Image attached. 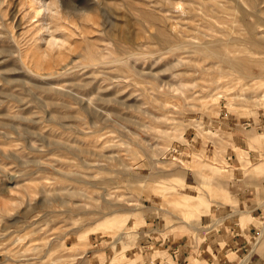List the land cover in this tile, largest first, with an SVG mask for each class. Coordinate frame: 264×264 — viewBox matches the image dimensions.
I'll list each match as a JSON object with an SVG mask.
<instances>
[{
  "label": "rangeland",
  "instance_id": "1",
  "mask_svg": "<svg viewBox=\"0 0 264 264\" xmlns=\"http://www.w3.org/2000/svg\"><path fill=\"white\" fill-rule=\"evenodd\" d=\"M171 1L59 0L63 20L86 31L82 40L76 31L70 38L57 72L23 66L11 34L33 30L36 17L18 27L27 3L0 0V264H103L119 241L132 264H183L175 256L183 242L193 264H236L244 256V264H264V237L251 247L259 219L236 250L226 225L242 204L251 206L237 197L238 179L255 178L253 202L264 203V168L246 164L260 157L264 166V143L245 138L264 132V44L244 24L264 41V0ZM240 9L248 12L244 23ZM228 38L248 52V72L261 76H239V63L231 72L201 49V41L214 46ZM240 98L247 106L238 107ZM147 183L165 187L163 198ZM184 191L193 198L176 205Z\"/></svg>",
  "mask_w": 264,
  "mask_h": 264
},
{
  "label": "bare ground",
  "instance_id": "2",
  "mask_svg": "<svg viewBox=\"0 0 264 264\" xmlns=\"http://www.w3.org/2000/svg\"><path fill=\"white\" fill-rule=\"evenodd\" d=\"M170 2H169V5L171 4V0H169ZM211 1V0H210ZM238 1V0H237ZM250 1V0H249ZM23 3V1H20V3ZM24 2H26L27 3V7H28V11H26V12H22V15L18 18V20H16L17 21V26L18 27H20L22 24H24L25 22H26V20L28 19V17L29 18H31L32 17V19H33V17H36L35 18V23H34V25H32L34 28H33V30H30V28L29 29H27V30H30V31H21V32H18L19 33V37H17V35H15L16 36V38L14 37V33H16V32H14V31H12L10 28V31H12V33L13 34H11V39L13 38V40L14 39H16V47H17V50H18V58H19V60H20V62L23 64V66H25L26 64H28V63H32V66H35V67H38L37 69H39V67H42V65H45L44 67H48V68H55L59 63H60V61L62 62V60H63V57H64V55H66V53L67 52H69V51H71V49H72V43H71V41H70V38L72 37V38H76L77 36H78V34H81V40H82V36H83V33L86 31H84L82 28H80V27H77V26H75V24L72 22V20H67V22H65L66 21V19H65V21L63 20V9L60 7V3H59V0H24ZM189 2V1H188ZM197 2V1H196ZM201 2V1H200ZM207 2V1H206ZM214 2V1H213ZM248 2V1H247ZM251 2V1H250ZM25 3V4H26ZM198 3V2H197ZM212 3V2H211ZM240 3V2H239ZM180 4V3H179ZM185 4V3H184ZM220 4V3H219ZM252 4V3H251ZM160 5V4H159ZM174 5V4H173ZM176 5H178V4H176ZM209 5V4H208ZM207 5V6H208ZM215 5V4H214ZM221 5V4H220ZM63 6V5H62ZM147 6V5H146ZM206 6V5H205ZM222 6V5H221ZM224 6V5H223ZM228 6V5H227ZM252 6V5H251ZM186 7H188V6H186ZM208 7H212V6H208ZM215 7V6H214ZM218 7H220V6H218ZM228 7H231V6H228ZM67 8V7H66ZM209 8V9H210ZM253 8V7H252ZM199 9H201V7H199ZM226 9V8H225ZM229 9V8H228ZM228 9H226V10H228ZM251 9V8H250ZM24 10V9H23ZM230 10V9H229ZM25 11V10H24ZM69 11V10H68ZM214 11V10H213ZM222 11V10H221ZM183 12V11H182ZM197 12V11H196ZM215 12V11H214ZM227 12V11H226ZM209 13V12H208ZM223 13V12H222ZM230 13H231V11H230ZM247 13L248 12H246L244 9H240V19L243 21V23H244V18L246 17V15H247ZM254 13V12H253ZM263 13V12H262ZM86 14H87V12H86ZM85 14V15H86ZM185 14V13H184ZM197 14V13H196ZM195 14V15H196ZM210 14V13H209ZM215 14V13H214ZM232 14H233V12H232ZM82 15H83V13H82ZM84 15V16H85ZM198 15V14H197ZM211 15V14H210ZM215 15H218V13L217 14H215ZM65 16H67L66 14H65ZM64 16V17H65ZM200 16V15H199ZM69 17H70V15H69ZM81 17V16H80ZM201 17V16H200ZM71 18V17H70ZM85 18V17H84ZM16 19H17V17H16ZM75 19V18H74ZM86 19V18H85ZM89 19H90V16H89ZM238 19V18H237ZM15 20V19H14ZM28 21H29V19H28ZM32 21H34V19L32 20ZM239 21V20H238ZM29 23V22H28ZM32 23V22H31ZM32 23V24H33ZM78 23V22H77ZM30 24V23H29ZM28 24V25H29ZM91 24V23H90ZM104 24V23H103ZM244 24H246V26L250 29L249 30V32L252 34V36H251V38L253 39V41H254V43H256V45L257 46H259L261 49H262V46H263V44H264V41H263V39L262 38H258V37H256L255 35H256V33L255 34H253V31H251L252 30V28H253V24H251V23H244ZM78 25V24H77ZM31 26V27H32ZM175 26V25H174ZM83 27V26H82ZM252 27V28H251ZM24 28H25V26H24ZM23 28V29H24ZM80 28V29H79ZM12 29H14V28H12ZM19 29V28H18ZM21 29V28H20ZM83 31H82V30ZM97 29V28H96ZM246 29V28H245ZM16 30V29H15ZM9 31V32H10ZM75 31L77 32V35H76V37H73V35H75L76 33H75ZM183 31V30H182ZM255 31V30H254ZM184 32V31H183ZM28 33H29V38H27L26 37V34L28 35ZM178 33V32H177ZM236 35V34H235ZM238 35V34H237ZM9 36H10V34H9ZM80 36V35H79ZM125 36V35H124ZM85 37H86V34H85ZM84 37V38H85ZM127 37V36H126ZM196 37L197 38H199V37H201L200 36V34H199V32L197 33V35H196ZM24 38H26L25 39V41L23 40L22 41V39H24ZM87 38V37H86ZM120 38V37H119ZM79 39V38H78ZM204 39H206V38H204ZM208 39V38H207ZM206 39V40H207ZM210 39V38H209ZM238 39V38H237ZM72 40V39H71ZM212 40V39H211ZM83 41H85V40H83ZM196 41V40H195ZM13 42V41H12ZM43 42L44 43V45L42 46L41 45V43ZM181 42V41H180ZM197 42V41H196ZM75 43V42H74ZM178 43V42H177ZM199 43V42H198ZM81 44V43H80ZM200 44H201V49L202 50H204V51H207L210 55H211V57L213 58V59H215L216 60V62H223V63H226L227 64V68L231 71V72H235V71H237V69H236V67H235V64L234 63H239V67H238V69H239V71H237V74L239 75V76H250V77H258V76H261L262 75V73L263 72H261V71H259V72H256V73H252V74H250V72H248V70L250 69L249 67V65H248V63L246 62V57L248 56V52H245V51H243L242 50V48H239V42L238 41H236V39H232V38H228V39H226L224 42H222V43H218L217 45H208V41H201L200 42ZM180 45V44H179ZM184 45V44H183ZM187 45V44H186ZM74 46H75V44H74ZM175 46H177V44L175 45ZM180 46H182V45H180ZM213 46V47H212ZM95 47V46H94ZM187 47H188V45H187ZM175 48V47H174ZM190 48V47H189ZM188 48V50H191V49H189ZM194 48H195V46H194ZM87 49V48H86ZM179 49V48H178ZM219 49H221V51L219 50ZM230 49H235V50H238L239 51V54H236V55H228L229 54V52L231 51V53H232V50H230ZM172 50H173V47H172ZM174 50H176V49H174ZM263 50V49H262ZM262 50H259L258 52H262L263 53V51ZM74 51V50H73ZM72 51V52H73ZM87 51V50H86ZM177 51V50H176ZM175 51V52H176ZM179 51H180V49H179ZM223 51V52H222ZM53 52H56L55 54H56V58L54 57V56H52L53 55ZM222 52V53H221ZM235 52V51H234ZM87 53V52H86ZM196 53V52H195ZM203 53V52H202ZM100 55V54H99ZM113 55V54H112ZM101 56V55H100ZM104 56V55H103ZM202 56H203V54H202ZM120 57V56H119ZM65 58H66V56H65ZM123 58V57H122ZM67 59H69V58H67ZM66 59V60H67ZM115 59L116 60H118L119 58H116L115 57ZM114 59V60H115ZM90 60V59H89ZM93 60V59H92ZM108 60V59H107ZM106 60V61H107ZM115 60V61H116ZM122 60V59H121ZM102 61H104L103 59H102ZM64 62V61H63ZM68 62V61H67ZM71 62V61H70ZM89 62V61H88ZM91 62V61H90ZM92 62H94V61H92ZM119 62V61H118ZM213 62V61H212ZM96 63V62H95ZM95 63H93V65L95 64ZM101 63V62H100ZM66 64V62L64 63V65H62V66H58L59 67V69L61 68L62 69V73L64 72V71H66L67 70V68H66V66H68L67 64ZM68 64H70V63H68ZM117 64H121V63H117ZM29 65V64H28ZM59 65H61V64H59ZM89 65H92L91 63L89 64V63H87V65L86 66H89ZM104 65V64H103ZM125 65V64H124ZM30 67H31V65H30ZM70 67L71 66H69L68 67V71L66 72V73H70ZM219 67V66H218ZM226 67V66H225ZM31 68H33V67H31ZM73 68V67H72ZM224 68V67H223ZM35 69V68H34ZM33 69V71H35ZM49 70V69H48ZM57 72H60V70L58 71V69H57V67H56V69H55ZM54 70V71H55ZM227 70V69H226ZM259 70H261V69H259ZM39 71V70H38ZM38 71H35L36 73L38 72ZM50 71V70H49ZM52 71H53V69H52ZM228 71V70H227ZM31 72V71H30ZM33 74H34V72H32ZM38 74V73H37ZM60 74V73H59ZM233 74V73H232ZM156 86V85H155ZM243 87V86H242ZM263 94V93H262ZM236 95V94H235ZM235 95H231V97H235ZM238 96V95H237ZM236 96V97H237ZM261 96V95H260ZM231 97H229V98H231ZM253 98V97H252ZM241 99V98H240ZM255 99V98H254ZM257 99V98H256ZM253 101V103L254 104H259L256 100H252ZM240 103H239V106L238 107H245V106H247V102H249V100H243V99H241L240 101H239ZM192 104V103H191ZM224 104H225V102H224ZM226 105V104H225ZM224 105V106H225ZM234 105V104H233ZM261 105V104H260ZM228 106V105H227ZM232 106V105H231ZM235 106H237V105H235ZM226 109V108H225ZM237 109V108H236ZM210 110V109H209ZM215 110V109H214ZM246 110V109H245ZM249 110V109H248ZM211 111H212V109H211ZM210 111V112H211ZM218 111V110H217ZM241 111L243 112L244 110L243 109H241ZM216 112V111H215ZM217 115V114H216ZM244 123V122H243ZM250 131V130H249ZM207 134H210V133H207ZM251 137V138H253V140H256L258 143L259 142H261V143H264V132H256V133H248V134H245V138L246 137ZM180 137H182V134H179V137L178 138H180ZM204 137V136H203ZM185 137H183V139H184ZM244 138V139H245ZM247 139V138H246ZM180 140H182V138H180ZM179 140V141H180ZM185 141V140H184ZM174 144V143H173ZM237 145V144H236ZM235 144L233 145V147L235 148V152L237 153V157H241V153H242V151L241 150H243L242 148H240L239 146H236ZM169 146H171V145H169ZM168 148V147H167ZM173 148V147H172ZM171 148V149H172ZM258 148V147H257ZM262 148V147H261ZM222 150V149H221ZM256 150H258V149H256ZM199 153V152H198ZM194 154V153H193ZM243 155V154H242ZM260 155V154H259ZM205 156V155H204ZM175 158V157H174ZM177 158V157H176ZM210 158H212V159H214V160H218V157H217V155H215V154H212V156L210 157ZM181 159V158H180ZM179 159V160H180ZM220 159V158H219ZM241 159V158H240ZM239 159V160H240ZM188 160V159H187ZM264 160V159H263ZM189 162H190V160H188ZM225 161V160H224ZM244 161V160H243ZM246 161H248V158H247V160ZM222 163V165H220V163ZM218 165H220V166H218V167H224L225 165H224V162L222 161V160H219L218 161ZM244 163V162H243ZM263 163V161H262V158H258V159H256L254 162H252V163H246V164H248V166L249 167H247L248 169H251L252 171H254V172H258V170L259 169H263L264 168V166L262 167L261 166V164ZM180 164L181 165H184V164H189L188 162H183V161H181L180 160ZM202 164V163H201ZM204 164V163H203ZM202 164V165H203ZM179 165V164H178ZM205 165V164H204ZM213 165V164H212ZM214 165H216L217 166V164H214ZM190 166H191V164H190ZM207 167H209V168H211V166H208V165H206ZM243 166V165H242ZM241 166V167H242ZM214 167V166H213ZM212 167V168H213ZM201 169H202V166H200V167H198V168H196V170H197V173H198V175H201V173H203L202 171H201ZM245 170L244 171H241V172H246V167L244 168ZM256 169H258V170H256ZM242 170V169H241ZM238 171H240V170H238ZM263 171V170H262ZM129 173V172H128ZM131 174V173H130ZM130 178V177H129ZM238 178V177H237ZM264 181V180H263ZM246 183V182H245ZM183 184V183H182ZM181 184V185H182ZM187 184V183H186ZM150 190H152V193H154V191H156V192H159L158 194L161 196H163V193L165 192L164 190L166 189L165 187H159V186H152L151 184H149V183H147V184H145ZM183 186V185H182ZM194 186V185H193ZM246 185H243V187H245ZM145 187V186H144ZM262 187V186H261ZM164 189V190H163ZM182 189V188H181ZM184 189V188H183ZM186 189V188H185ZM196 189H197V185H196ZM76 190V189H75ZM163 190V191H162ZM214 190V189H213ZM93 193V192H92ZM91 194V193H90ZM121 194V193H120ZM195 194V193H194ZM181 195H182V193H181ZM197 195H199V194H197ZM197 195L195 196V197H197ZM161 196V197H162ZM164 196H166V194L164 195ZM207 196H208V194H207ZM179 197V196H178ZM223 197V196H222ZM163 198V197H162ZM193 198V196L191 195V193H187V192H185L184 191V195H182V197H181V200H178V199H176V198H174V202H175V204L176 205H183V206H188V204L187 203H190L189 201L187 202V200H190V199H192ZM200 198V197H199ZM225 198H227V197H225ZM158 199V198H157ZM196 199V198H195ZM260 199V198H259ZM126 201V200H125ZM160 201V200H159ZM158 201V202H159ZM196 201H197V199H196ZM195 201V202H196ZM229 201H230V199H229ZM103 202V201H102ZM185 202H187V203H185ZM109 203V202H108ZM105 204V203H104ZM174 204V205H175ZM102 205V204H101ZM100 205V206H101ZM191 205H192V203H191ZM203 205V204H202ZM193 206V205H192ZM180 207H182V206H180ZM101 208H102V206H101ZM135 208H137V207H133L132 208V210L133 209H135ZM158 208V207H157ZM160 208V207H159ZM120 208H116V209H113V210H109V212L107 213V212H105V213H103V214H101L100 215V217H98V219H103V221H105L104 219H107L106 217L108 216V215H111V214H117L116 212L119 210ZM162 209V208H161ZM187 209H189V208H187ZM194 209V208H193ZM137 210V209H136ZM126 211V210H125ZM159 211V210H158ZM161 211V210H160ZM163 211H165V210H163ZM192 210H190V212H191ZM100 212V211H99ZM102 212V211H101ZM132 212V211H131ZM167 212H168V210H167ZM229 213V212H228ZM136 214V213H135ZM173 215H175L174 213H172ZM187 215V214H186ZM248 215V214H247ZM250 215V214H249ZM248 215V216H249ZM113 216V215H112ZM137 216V218H139V216L138 215H136ZM221 216V215H220ZM254 216V215H253ZM121 217V216H120ZM182 217V216H181ZM109 218V217H108ZM176 218V217H175ZM178 218V217H177ZM253 218V217H252ZM117 219V218H116ZM174 219V218H173ZM220 219V218H219ZM221 219H223V217L221 218ZM111 220H113V219H111ZM115 220V219H114ZM127 220V219H126ZM215 220H217V219H213V222L212 221H210V224H211V222L212 223H214V221ZM182 221H183V219H182ZM96 222V221H95ZM138 222V221H137ZM242 221H240L238 224H240ZM258 222H260L261 223V225L258 227L259 228V231H258V233L254 236V238H253V240L251 241V243H252V245H251V247L252 246H254L253 248H255V246H256V244L258 243H260V241L263 239V237H264V220H258ZM104 223V222H103ZM102 222H101V224H100V222H99V224L100 225H104ZM121 223V222H120ZM132 223V222H131ZM139 223V222H138ZM137 223V224H138ZM107 224V223H106ZM119 224V223H118ZM118 224H116V225H118ZM133 224V223H132ZM93 225V224H92ZM135 225V224H134ZM212 225V224H211ZM210 225V226H211ZM106 226V225H105ZM119 226V225H118ZM107 227V226H106ZM115 227V226H114ZM207 227V226H206ZM214 227V226H213ZM85 228H87V227H85ZM116 228V227H115ZM121 228V227H120ZM119 228V229H120ZM193 228H195V226L193 227ZM84 229V228H83ZM98 229H100V228H98ZM119 229H117V230H119ZM200 229V228H199ZM84 230H87V229H84ZM97 230V229H96ZM102 230H103V227H102ZM116 230V229H115ZM121 230V229H120ZM197 230V229H196ZM93 231V230H92ZM95 231V230H94ZM127 230H125V228H124V230L122 231V233L124 232H126ZM241 231V230H240ZM80 232V231H79ZM85 232V231H84ZM118 232V231H117ZM116 232V233H117ZM113 233V232H112ZM130 233V232H129ZM107 234V233H106ZM83 236H84V234H83ZM118 236H121V232L120 233H118ZM252 236V235H251ZM204 238V237H203ZM246 241V240H245ZM123 243H121L120 241H119V243H115V244H113V254H112V256H111V259L110 260H105L104 262H103V264H120L121 263V261H124V264H132V263H130L131 261H129V259L128 260H126V256L124 255H122L121 256V253L124 251L123 249V245H122ZM222 244V242H220V245ZM231 244V243H230ZM81 245V244H80ZM127 245V244H126ZM209 245V244H208ZM207 245V246H208ZM218 245H219V242H218ZM196 246V245H195ZM220 247V246H219ZM252 248V249H253ZM155 249V248H154ZM249 249V248H248ZM74 250V249H73ZM254 250V249H253ZM253 250H252V252H253ZM156 251V250H155ZM84 252V251H83ZM96 252V251H95ZM225 252V251H224ZM228 252V251H227ZM251 252V253H252ZM249 253H250V250H249ZM158 254V253H157ZM225 254V253H224ZM15 255V254H14ZM17 255V254H16ZM15 255V256H16ZM18 255H19V253H18ZM232 255V254H231ZM230 255V256H231ZM12 256V255H11ZM95 256H96V254H95ZM97 256H100V255H97ZM213 256V255H212ZM129 257V256H128ZM233 257V256H232ZM235 257V256H234ZM245 257V256H244ZM244 257L241 259V260H239V262H237L236 264H244L245 263V261H246V259H244ZM248 257V256H247ZM4 259L5 260H9L10 258H9V256L7 255V256H5L4 257ZM19 259V258H18ZM29 259V258H28ZM101 260V259H100ZM4 261V260H3ZM96 263V262H95ZM102 264V263H101Z\"/></svg>",
  "mask_w": 264,
  "mask_h": 264
},
{
  "label": "crops",
  "instance_id": "3",
  "mask_svg": "<svg viewBox=\"0 0 264 264\" xmlns=\"http://www.w3.org/2000/svg\"><path fill=\"white\" fill-rule=\"evenodd\" d=\"M258 182H260V184H262V181L261 179H257ZM246 182V183H245ZM254 184H256V179L252 178V177H249V178H243V179H238L237 180V197L239 200H244L245 202H250L249 205H251L249 208H246L245 210L243 209L244 208V205L242 204V208L241 209H238V212H235L236 213V217L235 216H231L229 215L227 217V220H229L226 225L227 226H230L229 229L230 230H234L233 235L231 234V236L229 235L228 237V241L231 242V247H234V249H238V247L242 244V243H245L246 241V237H248L249 235L251 236V231L252 229H256L257 227L254 226V220L256 221L257 218L258 219H261V217H263L264 215V203L262 204H256L253 200H256V191H255V188H254ZM243 185H246L245 187H243ZM264 186V185H263ZM246 198V199H245ZM258 199H259V195H258ZM260 201L264 202V198L263 196H261V198L259 199ZM249 216H248V215ZM254 215V216H253ZM239 217L243 218L244 219V228H245V236L243 234H241L240 230V224L239 223ZM249 217V218H248ZM253 217V218H252ZM247 219V220H245ZM225 232V231H223ZM214 235L216 233H213ZM221 234V231H219V236ZM242 235V236H241ZM217 236V235H216ZM214 244L211 243L209 245H212ZM187 247H189V245H186L184 242L181 243V247L178 248L177 250V254L175 253V251H173L175 253V256L178 257V260L179 261H183L184 263L183 264H193V262H189V260L186 258L188 254H190L192 251H190L191 249L189 248L188 250ZM182 257V258H180ZM209 262H207L206 264H215V261L213 260V258H210L208 260ZM189 262V263H188ZM217 264H223V260L220 262H218Z\"/></svg>",
  "mask_w": 264,
  "mask_h": 264
}]
</instances>
